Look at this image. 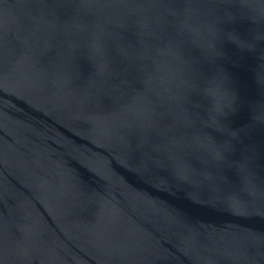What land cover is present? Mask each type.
<instances>
[{"label": "water", "instance_id": "1", "mask_svg": "<svg viewBox=\"0 0 264 264\" xmlns=\"http://www.w3.org/2000/svg\"><path fill=\"white\" fill-rule=\"evenodd\" d=\"M0 264H264V0H0Z\"/></svg>", "mask_w": 264, "mask_h": 264}]
</instances>
